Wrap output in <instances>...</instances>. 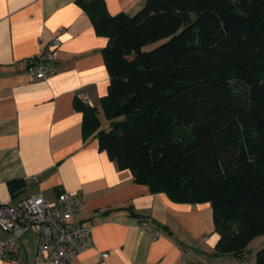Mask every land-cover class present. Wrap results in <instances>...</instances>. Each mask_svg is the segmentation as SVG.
Wrapping results in <instances>:
<instances>
[{
	"label": "trees",
	"instance_id": "obj_1",
	"mask_svg": "<svg viewBox=\"0 0 264 264\" xmlns=\"http://www.w3.org/2000/svg\"><path fill=\"white\" fill-rule=\"evenodd\" d=\"M76 4L107 39L109 129L77 97L83 135L96 133L135 183L176 204H209L214 255H243L264 236V0H145L132 16L109 15L104 0Z\"/></svg>",
	"mask_w": 264,
	"mask_h": 264
},
{
	"label": "crops",
	"instance_id": "obj_2",
	"mask_svg": "<svg viewBox=\"0 0 264 264\" xmlns=\"http://www.w3.org/2000/svg\"><path fill=\"white\" fill-rule=\"evenodd\" d=\"M104 1L109 15L132 16L145 0ZM53 35L60 40L57 72L30 81L24 61L39 56ZM106 45L76 0H0V201L13 206L42 195L53 204L60 192H82L84 214L72 222L91 228L93 247L72 264H185L184 254L189 264H253L247 249L243 257L214 255L219 235L209 204H176L135 183L99 150L96 133L83 135L74 108L79 94L109 129L100 118ZM11 181L23 186L12 193ZM8 238L0 229V243ZM36 245L34 235H23L0 264H46L35 260Z\"/></svg>",
	"mask_w": 264,
	"mask_h": 264
},
{
	"label": "built area",
	"instance_id": "obj_3",
	"mask_svg": "<svg viewBox=\"0 0 264 264\" xmlns=\"http://www.w3.org/2000/svg\"><path fill=\"white\" fill-rule=\"evenodd\" d=\"M59 47V37L53 35L39 56L24 61L30 81L45 80L57 72L55 61ZM77 97L88 105L85 94ZM84 203V195L78 191L60 192L53 204L42 195L29 196L13 206L0 201V229L9 234L0 243V260H9L16 241L29 233L37 240L36 261L72 264L78 253L93 247L91 228L82 222H72L84 214ZM106 257L101 254L102 259ZM183 261L189 264L187 254Z\"/></svg>",
	"mask_w": 264,
	"mask_h": 264
},
{
	"label": "rangeland",
	"instance_id": "obj_4",
	"mask_svg": "<svg viewBox=\"0 0 264 264\" xmlns=\"http://www.w3.org/2000/svg\"><path fill=\"white\" fill-rule=\"evenodd\" d=\"M166 40H162V41H159V42H156V43H152V44H149V45H146L142 51L144 52H149L153 49H155L156 47H158L159 45L163 44ZM100 118L102 121H106L104 119V116L103 114L100 113ZM264 248V236H260V237H257L256 239H254L247 247V251L248 253H251L250 254V260L251 261H254L253 264H255V255H256V252L260 249Z\"/></svg>",
	"mask_w": 264,
	"mask_h": 264
},
{
	"label": "water",
	"instance_id": "obj_5",
	"mask_svg": "<svg viewBox=\"0 0 264 264\" xmlns=\"http://www.w3.org/2000/svg\"><path fill=\"white\" fill-rule=\"evenodd\" d=\"M239 257H243V255H240ZM240 262H242V261H240Z\"/></svg>",
	"mask_w": 264,
	"mask_h": 264
}]
</instances>
